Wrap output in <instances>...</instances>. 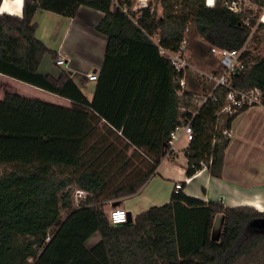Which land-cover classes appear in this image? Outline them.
Masks as SVG:
<instances>
[{"label": "trees", "instance_id": "obj_1", "mask_svg": "<svg viewBox=\"0 0 264 264\" xmlns=\"http://www.w3.org/2000/svg\"><path fill=\"white\" fill-rule=\"evenodd\" d=\"M226 1L160 0V15L157 6L134 11L128 1L24 0L22 17L0 13V73L72 102L66 108L16 94L0 101V264H264V212L253 208L205 202L182 189L130 223L114 225L105 211L155 175L167 139L185 121L194 129L187 176L204 165L223 175L224 130L236 118L218 117L227 91L188 72L179 95L178 73L152 37L170 50L186 39L193 64L217 73L211 47L246 46L248 66L233 81L238 89L259 88L264 105V55L254 52L264 44V23L252 11L233 13ZM249 1L264 7V0ZM82 6L104 13L96 28L108 39L92 99L70 71L40 72L44 57L56 53L37 38L34 21L39 9L71 18ZM77 188L88 192L80 207ZM95 234L102 239L90 247Z\"/></svg>", "mask_w": 264, "mask_h": 264}, {"label": "crops", "instance_id": "obj_2", "mask_svg": "<svg viewBox=\"0 0 264 264\" xmlns=\"http://www.w3.org/2000/svg\"><path fill=\"white\" fill-rule=\"evenodd\" d=\"M119 1L134 3V11L153 5L158 7L160 15L163 13L160 0H114L116 3ZM214 3L215 0H207L210 6ZM23 8L24 0L22 3L19 0H2L0 13L22 17ZM103 17V12L86 6L80 7L76 16L71 18L37 10L34 17L36 36L56 53L55 59L51 54L44 57L40 72L57 77L62 70L70 71L85 95L92 99L95 82L90 81L88 75L102 67L108 44L107 37L96 28ZM57 59H64L65 64L58 65ZM7 94L72 107L67 98L0 73V101ZM189 144L183 136L172 153L164 154L155 175L143 188L133 196L109 202L111 206L118 204L112 209H126L133 222L138 214L151 207L167 204L176 183L180 182L184 193L190 197L205 202H222L227 207H248L264 212V105L248 108L234 119L222 177L212 176L205 165L194 176L188 177L185 151ZM223 223L224 215L217 214L212 230L214 240H219ZM101 239L100 234H95L88 245L94 247Z\"/></svg>", "mask_w": 264, "mask_h": 264}, {"label": "built area", "instance_id": "obj_3", "mask_svg": "<svg viewBox=\"0 0 264 264\" xmlns=\"http://www.w3.org/2000/svg\"><path fill=\"white\" fill-rule=\"evenodd\" d=\"M248 0H227L225 2L226 6L233 13L241 14L245 12V6ZM258 15L253 16V19L258 23H264V7H258ZM246 25H250V21H246ZM257 27H253V31ZM153 41L157 44L160 54L168 59L174 68L176 69L178 75L175 78V83L180 86L178 92L179 95H182L187 89L186 75L188 72H192L194 75L203 79L207 83L214 82L215 87L219 89H224L227 91L226 100L223 108L218 113V117L221 118L223 115L233 117L238 116L245 110L251 107L262 105L263 94L259 88L251 89H238L236 88L233 78L237 75H242L245 73L247 68V63L243 59L242 55L246 50V46L242 49H227L219 47H211L213 55L218 59L219 64L222 67V73L214 72L213 70H204L199 68L197 65L193 64L191 59V52L185 39L178 50H170L158 41L157 37H152ZM56 63L58 65H64V59H57ZM90 81H97L98 74L90 73L88 75ZM213 94L204 95L201 98L203 102L207 101L210 98H213ZM216 99V98H215ZM224 135L230 138L231 129L224 130ZM190 143L194 138V129L192 121H185L175 130H173L166 141V154L172 153L176 148V143L182 137ZM183 189L182 183L178 182L175 185V191L179 192ZM88 197V192L83 189H75L73 193L74 205L75 207H80L82 202L85 201ZM123 213V219L121 221L116 220V216ZM129 212L123 208H114L110 211L108 216L110 222L114 225H119L126 223L128 220ZM49 239V238H48Z\"/></svg>", "mask_w": 264, "mask_h": 264}, {"label": "rangeland", "instance_id": "obj_4", "mask_svg": "<svg viewBox=\"0 0 264 264\" xmlns=\"http://www.w3.org/2000/svg\"><path fill=\"white\" fill-rule=\"evenodd\" d=\"M245 10L246 11H252V13L254 15H258V13H259V9L256 7V5L251 3V1H249V0L246 3ZM253 45H254V40L252 39L249 42V46H253ZM254 52L257 53V54L264 55V44H261L260 47L258 48V50H255ZM49 61L50 62L52 61L51 57H50ZM116 205H118V204H112V206H111V203H109V202L105 205V211H106L108 216L110 214V211H111L112 207H116ZM66 215H67V213L64 212L63 215H62V218L64 219L66 217Z\"/></svg>", "mask_w": 264, "mask_h": 264}, {"label": "water", "instance_id": "obj_5", "mask_svg": "<svg viewBox=\"0 0 264 264\" xmlns=\"http://www.w3.org/2000/svg\"><path fill=\"white\" fill-rule=\"evenodd\" d=\"M97 72V69H95L94 70V73H96ZM132 221V216H131V214L129 213V216H128V220H127V222L129 223V222H131ZM260 227H264V221L260 224Z\"/></svg>", "mask_w": 264, "mask_h": 264}, {"label": "clouds", "instance_id": "obj_6", "mask_svg": "<svg viewBox=\"0 0 264 264\" xmlns=\"http://www.w3.org/2000/svg\"><path fill=\"white\" fill-rule=\"evenodd\" d=\"M19 2L22 3V0H19ZM122 219H123V213H121V214H119V215L116 216V220L117 221H121Z\"/></svg>", "mask_w": 264, "mask_h": 264}, {"label": "bare ground", "instance_id": "obj_7", "mask_svg": "<svg viewBox=\"0 0 264 264\" xmlns=\"http://www.w3.org/2000/svg\"><path fill=\"white\" fill-rule=\"evenodd\" d=\"M211 2L213 1V0H210Z\"/></svg>", "mask_w": 264, "mask_h": 264}]
</instances>
